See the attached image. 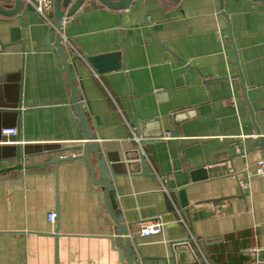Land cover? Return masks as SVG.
<instances>
[{
	"label": "crops",
	"instance_id": "obj_1",
	"mask_svg": "<svg viewBox=\"0 0 264 264\" xmlns=\"http://www.w3.org/2000/svg\"><path fill=\"white\" fill-rule=\"evenodd\" d=\"M22 8L0 14V111L22 112L8 128L0 112V171L17 165V145L43 154L30 165L81 156L51 152L86 142L78 96L115 200L83 160L0 174V264H128L111 240L118 224L123 245L136 238L134 264H264V3L133 0L127 11H79L63 23L70 44L61 41L74 87L57 32L26 0ZM114 53L97 68L88 61ZM155 217L165 230L140 238L139 223Z\"/></svg>",
	"mask_w": 264,
	"mask_h": 264
},
{
	"label": "water",
	"instance_id": "obj_2",
	"mask_svg": "<svg viewBox=\"0 0 264 264\" xmlns=\"http://www.w3.org/2000/svg\"><path fill=\"white\" fill-rule=\"evenodd\" d=\"M14 1H15V6H14L13 10L8 11V10L2 8L0 5V14L10 16V15L20 13L23 9L22 7L24 5V0H14ZM86 1H92V2H89V4L87 6H83V4ZM172 1H178V0H172ZM255 1L264 3V0H255ZM97 2H99L100 5H97ZM132 2H133V0H120L118 2L111 1V0H54V4H53V7H54V15H53L54 24L57 25L58 27L62 28V26L64 25L63 23H64L65 18L72 17L76 13H78L79 11L86 12V11L96 9L97 7H108L110 9L114 8V9H122V10L127 11L128 9H130ZM56 47L58 49V52L60 54L61 59H63L64 65H65V67H64L65 71L67 73V76H69V79H70L69 81H70L72 87H74V81L72 79V76H71V73L69 70V66H68V59L66 57L65 46L61 42L60 37H57V39H56ZM118 55L119 54L114 53V55H109L112 57L89 58L88 61L92 65H94V67L97 68V66H98L97 64L105 61V59H112V58H114V56H118ZM75 93H76V89H75ZM72 101L74 103V107H73L74 110H77L79 116H82V118L85 121V125L87 126L86 129L85 128L83 129L86 142H84L82 144L81 143L65 144V145L61 146L60 150H54L51 152H52V154H58V153L63 152L65 150L71 149L72 151H82L83 150V154L79 157L74 156V155H72L71 157H65V158L57 156V157L51 158L50 162H48V163L38 164V165H30V158L31 157H35V156H39V155H43V154L40 153L38 155L37 154H30V155L25 154L24 155L21 153L22 152L21 147L19 145H17V147H15V150H14L11 158H9L11 161H15V163L17 165L14 166L13 168H9V169H5V170L0 171V174L10 173L15 169L16 170L45 169L49 164H62L65 162H71V161H75V160H81V161L83 160L87 164L88 171L90 174V178L92 179L93 185L102 187L107 203H109L110 201L114 202L115 196H114L112 178L110 177V173H109L106 161L101 157L100 145L97 143H89V141H91L94 138V135H93L90 127H88L86 113H85V110L83 109L80 98L78 96L73 97ZM0 112L3 115V119H4L3 126H5L4 128L10 127L14 123H16L15 124L16 127H19L20 116L22 114L20 105L12 106V107H2V110ZM90 153H93L95 155L96 160L98 162V172H99L98 177H96L95 169L93 167V163L91 162V158H90ZM127 160H132V158H128ZM144 166H145L144 161H142V163H141L142 170H145ZM184 203H185V201H184ZM116 230H117L116 231L117 237L111 238L113 245L120 248V254H121L122 260L126 259L128 264H134L135 263V258H134L135 250L132 247L131 242L127 241V243L125 245H123L121 243L122 236L126 232L124 230H122L120 224L117 225ZM57 233H59V232L57 231ZM55 237L58 238V234H56ZM183 245L186 246V244H183Z\"/></svg>",
	"mask_w": 264,
	"mask_h": 264
},
{
	"label": "built area",
	"instance_id": "obj_3",
	"mask_svg": "<svg viewBox=\"0 0 264 264\" xmlns=\"http://www.w3.org/2000/svg\"><path fill=\"white\" fill-rule=\"evenodd\" d=\"M26 2L32 7L34 8L37 13L46 20V22L52 26V28L57 32L58 36L60 37L61 41L65 43V45H67L68 43L70 44V42L67 40L65 34H64V28H65V24L62 26V28L57 27L56 25H54L52 23V21L50 20L48 13L51 12L53 10V4H54V0H26ZM66 19V18H65ZM64 19V20H65ZM4 133L10 136L16 135L17 134V130L12 128V129H7L4 130ZM171 137V133L168 134L167 138ZM134 139H137L134 136ZM256 172L258 175H260L261 177L264 178V160L260 161L258 163ZM57 218V214L55 213H50L49 214V220L51 222H55ZM167 226V223L164 222V220L162 219V217H155L153 219H149V220H144L142 222L139 223V233L138 236L140 238H147V237H151L155 234H159L162 233L165 230V227ZM128 239L131 242H135V236L130 235L128 236ZM257 252H259V250H253V254H257Z\"/></svg>",
	"mask_w": 264,
	"mask_h": 264
}]
</instances>
